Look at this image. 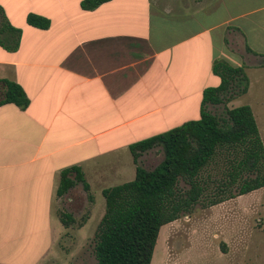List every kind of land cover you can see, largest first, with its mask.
<instances>
[{
    "label": "crops",
    "instance_id": "obj_1",
    "mask_svg": "<svg viewBox=\"0 0 264 264\" xmlns=\"http://www.w3.org/2000/svg\"><path fill=\"white\" fill-rule=\"evenodd\" d=\"M82 1L25 0L21 23L3 9L22 35L17 51L0 46V81L30 104L0 106V264L55 261L58 225L70 229L54 213L61 172L105 182L136 171L132 145L201 117L217 61L245 67L250 86L253 71L264 78L263 2L111 0L88 11Z\"/></svg>",
    "mask_w": 264,
    "mask_h": 264
},
{
    "label": "trees",
    "instance_id": "obj_2",
    "mask_svg": "<svg viewBox=\"0 0 264 264\" xmlns=\"http://www.w3.org/2000/svg\"><path fill=\"white\" fill-rule=\"evenodd\" d=\"M111 0H83L84 10H94ZM27 24L42 30L50 19L29 14ZM22 31L14 27L0 6V46L17 51ZM248 51H251L248 48ZM213 73L220 85L203 93L201 117L166 133L131 146L136 167L133 181L103 190L105 213L95 234L98 264H151L161 228L190 214L202 204L209 208L264 188V143L249 105L226 108V118L208 111L209 105L231 102L249 90L245 67L217 61ZM0 106L14 104L26 109L30 101L17 83L3 80ZM160 148L163 160L153 170L139 165L143 154ZM223 159L221 179L207 171ZM189 188L183 189L181 183ZM82 184L91 200L90 187L79 167L61 172L57 197H65ZM66 229L77 222L70 213L60 218ZM85 224L79 225V228Z\"/></svg>",
    "mask_w": 264,
    "mask_h": 264
},
{
    "label": "rangeland",
    "instance_id": "obj_3",
    "mask_svg": "<svg viewBox=\"0 0 264 264\" xmlns=\"http://www.w3.org/2000/svg\"><path fill=\"white\" fill-rule=\"evenodd\" d=\"M14 1L18 2L14 4ZM24 1L0 0V6L12 15L15 22L21 23L26 7H21L20 3ZM262 2L264 0H258L249 5H260ZM49 9L56 12L58 7ZM257 73H251L252 84L249 85L248 95L238 96L227 104L209 105L207 109L222 119L227 117V107L252 105L264 143V78L261 80ZM196 116L194 118H200ZM162 160L163 153L158 148L143 154L139 165L153 170ZM223 162V159L217 160L216 166L207 174L213 179H221ZM135 177L136 171L132 166L131 174L118 180L116 175L107 176L109 179L105 182L92 176L87 182L91 200L79 188L65 197L56 198L54 213L59 218L63 213H71L77 222L68 230L63 229L61 223L58 225L64 234L58 237L61 239L52 248L50 254L56 260L49 264H98L95 234L105 213L103 190L131 182ZM181 187L189 188L183 182ZM84 222V227L79 228ZM151 264H264V188L217 206L206 208L202 204L197 205L190 214L163 226Z\"/></svg>",
    "mask_w": 264,
    "mask_h": 264
},
{
    "label": "flooded vegetation",
    "instance_id": "obj_4",
    "mask_svg": "<svg viewBox=\"0 0 264 264\" xmlns=\"http://www.w3.org/2000/svg\"><path fill=\"white\" fill-rule=\"evenodd\" d=\"M71 192V191H70Z\"/></svg>",
    "mask_w": 264,
    "mask_h": 264
}]
</instances>
